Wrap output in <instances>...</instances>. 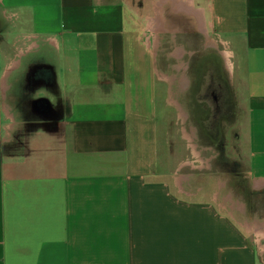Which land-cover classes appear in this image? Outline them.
<instances>
[{"label":"crops","instance_id":"crops-1","mask_svg":"<svg viewBox=\"0 0 264 264\" xmlns=\"http://www.w3.org/2000/svg\"><path fill=\"white\" fill-rule=\"evenodd\" d=\"M210 49L228 119L211 196L170 130L214 112L193 100ZM262 257L264 0H0V264Z\"/></svg>","mask_w":264,"mask_h":264},{"label":"rangeland","instance_id":"rangeland-1","mask_svg":"<svg viewBox=\"0 0 264 264\" xmlns=\"http://www.w3.org/2000/svg\"><path fill=\"white\" fill-rule=\"evenodd\" d=\"M193 69L198 76L200 74H205V72H208L209 75L208 93H204L205 90H203L202 96L200 92L196 90L199 92V95L194 94L193 100L196 102L202 99V97L206 99L208 94L210 100L209 105L210 107L214 105V112H209L208 119L202 122L199 113L200 104L197 105L193 103L192 107L194 109L198 107L199 109L197 108L190 113L191 116L188 122L182 125L179 120H176L170 130L177 140L176 145H174L177 150V161L180 164H184L180 170V174L187 179L185 187L195 192L196 186L200 185L202 182L206 183L207 181L209 184V196H211L213 194L211 190H214L215 184H217L220 179H225L224 176H220L216 172V156L219 150V141L223 135L224 122L228 120L223 114L217 116L216 111V103L221 97V90L217 84L223 82V70L219 64L216 52L211 49L207 55L204 54L202 57L200 56L198 60L194 59ZM213 77L215 79H212ZM201 83L205 86V82L199 79L196 81V87H200ZM178 98L183 100V97ZM174 115H176V113H174ZM180 116L183 117L181 114ZM177 117L179 119V113H177ZM183 133L191 143L187 144L186 140L182 137ZM191 151L195 156L197 155V151H199L202 158L194 157ZM187 163L189 165H187ZM233 197L234 200H245L247 202L248 193L235 192L233 193ZM231 206L232 205L229 204V207H227L230 211L233 210ZM262 259H264V257H262Z\"/></svg>","mask_w":264,"mask_h":264},{"label":"bare ground","instance_id":"bare-ground-1","mask_svg":"<svg viewBox=\"0 0 264 264\" xmlns=\"http://www.w3.org/2000/svg\"><path fill=\"white\" fill-rule=\"evenodd\" d=\"M224 56L226 57L225 59L227 60V64H228V67L230 68V65H229V62H228V59H227V54H224ZM182 115H183V118H184V114L182 113ZM185 119V118H184ZM187 137V136H186ZM187 165H188V163H187Z\"/></svg>","mask_w":264,"mask_h":264}]
</instances>
